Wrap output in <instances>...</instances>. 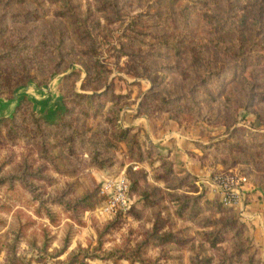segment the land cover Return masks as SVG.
Masks as SVG:
<instances>
[{
	"label": "rangeland",
	"instance_id": "rangeland-1",
	"mask_svg": "<svg viewBox=\"0 0 264 264\" xmlns=\"http://www.w3.org/2000/svg\"><path fill=\"white\" fill-rule=\"evenodd\" d=\"M1 88L67 112L0 124V264H264V0H0ZM229 171L246 215L208 183ZM121 172L134 207L99 217Z\"/></svg>",
	"mask_w": 264,
	"mask_h": 264
},
{
	"label": "built area",
	"instance_id": "built-area-1",
	"mask_svg": "<svg viewBox=\"0 0 264 264\" xmlns=\"http://www.w3.org/2000/svg\"><path fill=\"white\" fill-rule=\"evenodd\" d=\"M208 183L218 192L225 207L237 209L241 215L247 214L245 189L248 180L245 175L232 171L214 173L208 178ZM97 193L102 200L95 209L99 217L111 218L129 211L134 205L130 183L124 172L106 177Z\"/></svg>",
	"mask_w": 264,
	"mask_h": 264
},
{
	"label": "trees",
	"instance_id": "trees-1",
	"mask_svg": "<svg viewBox=\"0 0 264 264\" xmlns=\"http://www.w3.org/2000/svg\"><path fill=\"white\" fill-rule=\"evenodd\" d=\"M177 13H180V15H179L180 18L184 16L183 10H179V11H177ZM184 17H186V16H184ZM214 28H216V27H214ZM160 38H161L160 44H162L164 46H170V47L174 48L175 50H179V46L176 43V41H173V40L171 41L170 39L164 38L163 35H161ZM130 41H131V39H130ZM17 51H19V50H17ZM28 79H29V77H27V80ZM19 86H21V85H19ZM19 86L16 87V89L19 88ZM16 89L14 91H16ZM1 92H2V88L0 89V94H1ZM24 105H27L30 107V112L33 113L32 115H34L33 118H34V121L36 123H41V124H45L48 126L55 125L56 122L60 119V116L67 112V108H66L63 100H60L58 105H55L52 108L45 109L41 115H36L35 110H34L33 101L30 98H28L26 95H23L22 97H20L18 99V102H17L13 112L11 113V115L7 116V117H3L2 119H0V124L5 122V121H7V122L13 121L17 111ZM127 130L129 131V128L128 129H121V131H120L121 137H123V139L125 138V136L127 134ZM155 148H156V150L158 149V152L160 151V149L158 147H155ZM97 162H98V165L100 167L104 166V162L102 161V159H99ZM130 192L132 194L131 185H130ZM142 197H145V196H142ZM197 198H199V197L196 196L194 198H191L190 196H188V197H184V198L183 197L177 198V209H176V211H177L178 215L179 216L187 215L189 218L194 219L195 218L194 216L198 215L200 213V210H201V207H199L200 206L199 203L196 201ZM83 200L86 201L87 198L83 197L81 199V201H83ZM100 200H101V198L98 196V201H100ZM57 202H62V200H59ZM133 207H134V205L132 206V209H133ZM173 238H174V236L171 233H165V234L158 235L156 237V240L159 243H163L166 241H170ZM218 238H219V235L217 234L216 238L213 239L211 241V243L213 245H215L217 243ZM103 256L105 258L108 257L110 259L114 258L115 256H116V259H121L122 257L123 258H129L127 255H121V254L117 255L115 250L107 252Z\"/></svg>",
	"mask_w": 264,
	"mask_h": 264
},
{
	"label": "crops",
	"instance_id": "crops-1",
	"mask_svg": "<svg viewBox=\"0 0 264 264\" xmlns=\"http://www.w3.org/2000/svg\"><path fill=\"white\" fill-rule=\"evenodd\" d=\"M36 91H38V89H36ZM26 94V93H25ZM49 94H47L45 97L47 98L45 101H44V107H42L40 110H41V113H43L44 112V110L45 109H47V108H52V107H54L55 105H58L59 104V102H60V99H57L58 101H57V103L55 104V105H51V107L49 106L50 104H48V96ZM28 98H30L28 95H26ZM60 96V95H59ZM59 98V97H58ZM31 99V98H30ZM32 100V99H31ZM33 101V100H32ZM8 101L7 100H4V99H2V97H0V117L1 116H8L10 113H11V111H12V108L15 106V104H14V106H13V104L11 105V104H8L7 103ZM35 103L37 104V101H35ZM35 103H34V101H33V104H34V110H36V106H35ZM6 110H9L8 112H6ZM7 114V115H6ZM153 139V138H152ZM165 144H166V142L165 141H162V142H160V144H158V146L160 147V148H162L163 149V151L165 150L164 149V146H165ZM168 144V143H167ZM171 144V143H170ZM169 150V149H168ZM165 151H167V150H165ZM254 203L255 202H252L250 205H249V208L251 207V205H254ZM256 205V204H255ZM251 209V208H250Z\"/></svg>",
	"mask_w": 264,
	"mask_h": 264
},
{
	"label": "water",
	"instance_id": "water-1",
	"mask_svg": "<svg viewBox=\"0 0 264 264\" xmlns=\"http://www.w3.org/2000/svg\"><path fill=\"white\" fill-rule=\"evenodd\" d=\"M16 100H17V98H16Z\"/></svg>",
	"mask_w": 264,
	"mask_h": 264
}]
</instances>
